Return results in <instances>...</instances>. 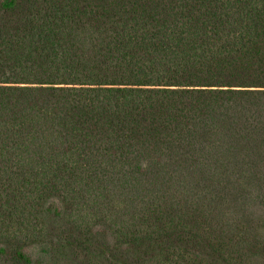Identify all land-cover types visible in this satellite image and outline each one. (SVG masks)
Segmentation results:
<instances>
[{
    "label": "trees",
    "instance_id": "16d2710c",
    "mask_svg": "<svg viewBox=\"0 0 264 264\" xmlns=\"http://www.w3.org/2000/svg\"><path fill=\"white\" fill-rule=\"evenodd\" d=\"M0 264H264V0H0Z\"/></svg>",
    "mask_w": 264,
    "mask_h": 264
}]
</instances>
